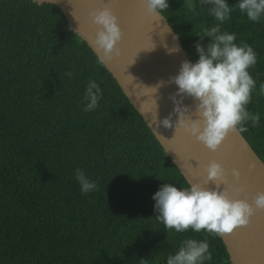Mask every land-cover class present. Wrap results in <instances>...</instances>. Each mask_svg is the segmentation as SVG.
Listing matches in <instances>:
<instances>
[{"label": "trees", "instance_id": "trees-1", "mask_svg": "<svg viewBox=\"0 0 264 264\" xmlns=\"http://www.w3.org/2000/svg\"><path fill=\"white\" fill-rule=\"evenodd\" d=\"M168 4L161 14L194 60L193 34L214 20L206 6L193 16L182 0ZM222 28L252 45L249 72L264 80V17L234 10ZM89 79L102 95L85 112ZM251 95L247 108L260 122L241 135L264 163V96ZM77 167L95 190L80 192ZM165 182L187 186L58 7L0 0V264H163L186 236L207 238L205 264H230L220 236L176 233L154 218L151 194Z\"/></svg>", "mask_w": 264, "mask_h": 264}, {"label": "clouds", "instance_id": "clouds-1", "mask_svg": "<svg viewBox=\"0 0 264 264\" xmlns=\"http://www.w3.org/2000/svg\"><path fill=\"white\" fill-rule=\"evenodd\" d=\"M42 2L33 0L37 5ZM182 2L193 16L205 10L206 6V12L214 23L201 25L200 30L193 34L196 37L193 41L196 58L181 60L176 73L169 77V81L176 85L175 93L169 96L176 120L170 119V112L159 123L165 128L172 126L174 130L180 127L209 150H215L229 131L244 133L249 123L257 127L260 122V113L247 108L254 91L258 96H264V80L254 79L249 72L256 65L257 54L251 44L243 40L237 42L236 33L222 28V25L234 10L248 21H260L264 17V0H235L234 4L227 3V0ZM143 4L157 17V21L163 17L161 12L169 7L168 0H143ZM91 20L97 25L92 43L102 53L97 57V63L109 59L110 54L118 55L119 49L115 45L121 38V30L110 6L102 4L95 8ZM173 38L176 39L175 34ZM168 51H179V45H173ZM66 75L71 77L70 72ZM101 95L97 81L89 79L82 94V110H95ZM185 96L194 101L196 119L185 118L188 106L179 102ZM153 123H156V118ZM203 170L212 187L200 183L177 186L165 182L151 194L156 213L154 218L165 229L176 233L189 229L192 232L203 230L219 236L230 233L236 226L248 224L254 211L264 210V191H257L249 201L247 196L239 197V187L228 184L224 167L215 159L208 160ZM73 175L82 194L96 189L95 181L80 168H75ZM231 175L238 178L239 170L232 168ZM229 190L233 195L228 194ZM211 259L207 238L186 236L173 252L164 257L163 264H205Z\"/></svg>", "mask_w": 264, "mask_h": 264}, {"label": "water", "instance_id": "water-1", "mask_svg": "<svg viewBox=\"0 0 264 264\" xmlns=\"http://www.w3.org/2000/svg\"><path fill=\"white\" fill-rule=\"evenodd\" d=\"M43 2L58 7L69 29L87 44L96 57L102 53L92 43L97 25L92 22L91 14L102 4L110 6L121 30V38L115 45L119 54H110V58L101 64L115 79L187 184L200 183L212 187V182L206 181L203 165L215 159L224 167L228 184L241 189L239 197L247 196L250 201L257 191H264V163L241 133L229 131L215 150H209L182 128L174 130L172 126L165 128L159 123L170 112V119L176 120L173 102L169 99L170 94L175 93L176 85L169 81V77L176 73L181 60L189 59L164 17L157 21V17L147 11L143 0ZM173 45H179V51L169 52ZM179 102L188 106L186 119L197 118L190 96ZM232 168L239 170L238 178L232 177ZM228 194L233 195L231 190ZM219 236L230 264H264V210L254 211L248 224L236 226L230 233Z\"/></svg>", "mask_w": 264, "mask_h": 264}]
</instances>
